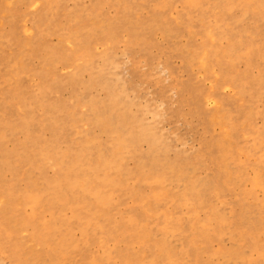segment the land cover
<instances>
[{"label": "rangeland", "instance_id": "obj_1", "mask_svg": "<svg viewBox=\"0 0 264 264\" xmlns=\"http://www.w3.org/2000/svg\"><path fill=\"white\" fill-rule=\"evenodd\" d=\"M63 262L264 264V0H0V264Z\"/></svg>", "mask_w": 264, "mask_h": 264}, {"label": "bare ground", "instance_id": "obj_2", "mask_svg": "<svg viewBox=\"0 0 264 264\" xmlns=\"http://www.w3.org/2000/svg\"><path fill=\"white\" fill-rule=\"evenodd\" d=\"M124 110L122 109V114H124ZM121 114V113H120ZM108 124H110V125H112V126H114V127H116L118 124L117 123H114V122H112V124L111 123H109V122H107ZM125 133V132H124ZM127 135V134H126ZM125 138H126V136H125ZM124 138V139H125ZM208 182L206 181V180H202V181H200V182H196L194 185H193V187H195V188H198L200 191H203V188H204V186L207 184ZM8 201H9V199H6V197L5 198H3L2 199V202H5V204L3 205V206H1V212H8V210H9V208L10 207H7V205L9 204L8 203ZM27 220V219H26ZM26 220H23L22 219V222H21V224H23V223H25L26 222ZM163 245H162V247H167V242L166 243H162ZM238 252H240V251H238V250H236V249H233L232 251H231V253H230V258L231 257H235V254H237ZM32 255H34L33 253H31ZM38 262H41V263H44V262H46V260H45V258H44V252H42V251H40V259L38 260ZM61 264H66V262H63V263H61Z\"/></svg>", "mask_w": 264, "mask_h": 264}]
</instances>
